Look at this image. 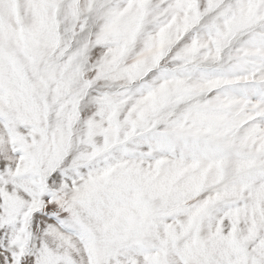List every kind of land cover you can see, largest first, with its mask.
I'll return each mask as SVG.
<instances>
[{
	"label": "snow or ice",
	"instance_id": "6c2138e0",
	"mask_svg": "<svg viewBox=\"0 0 264 264\" xmlns=\"http://www.w3.org/2000/svg\"><path fill=\"white\" fill-rule=\"evenodd\" d=\"M0 264H264V0H0Z\"/></svg>",
	"mask_w": 264,
	"mask_h": 264
}]
</instances>
